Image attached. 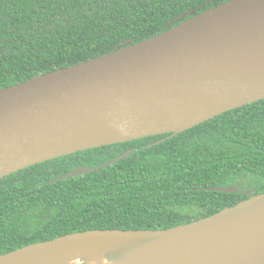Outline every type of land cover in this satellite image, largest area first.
I'll use <instances>...</instances> for the list:
<instances>
[{
  "label": "water",
  "instance_id": "95a60500",
  "mask_svg": "<svg viewBox=\"0 0 264 264\" xmlns=\"http://www.w3.org/2000/svg\"><path fill=\"white\" fill-rule=\"evenodd\" d=\"M188 15L134 45L0 90V179L77 152L176 135L264 100V0H230L175 25ZM201 190L249 198L165 230L70 233L0 255V264H46L71 252L108 264H264V192Z\"/></svg>",
  "mask_w": 264,
  "mask_h": 264
},
{
  "label": "trees",
  "instance_id": "16d2710c",
  "mask_svg": "<svg viewBox=\"0 0 264 264\" xmlns=\"http://www.w3.org/2000/svg\"><path fill=\"white\" fill-rule=\"evenodd\" d=\"M230 0H0V90L156 36ZM106 168L53 182L78 168ZM264 192V100L176 135L94 148L0 179V255L88 230H165Z\"/></svg>",
  "mask_w": 264,
  "mask_h": 264
},
{
  "label": "bare ground",
  "instance_id": "6f19581e",
  "mask_svg": "<svg viewBox=\"0 0 264 264\" xmlns=\"http://www.w3.org/2000/svg\"><path fill=\"white\" fill-rule=\"evenodd\" d=\"M46 264H108L104 258L97 257L92 252H71L52 254L44 259Z\"/></svg>",
  "mask_w": 264,
  "mask_h": 264
}]
</instances>
